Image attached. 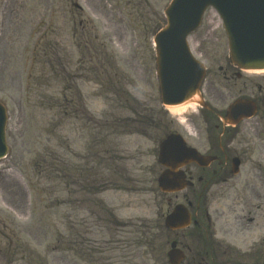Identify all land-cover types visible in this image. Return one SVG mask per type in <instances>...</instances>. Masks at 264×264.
I'll use <instances>...</instances> for the list:
<instances>
[{"label": "rangeland", "instance_id": "1", "mask_svg": "<svg viewBox=\"0 0 264 264\" xmlns=\"http://www.w3.org/2000/svg\"><path fill=\"white\" fill-rule=\"evenodd\" d=\"M171 1L0 0V102L8 144L0 160V264H167L163 215L182 201L157 187L163 133L130 134L123 122L139 111L149 117L161 111L187 131H206L189 118L191 107L163 110L148 83L155 54L148 51L153 32L143 37L145 25L161 29ZM101 36L115 56L104 54ZM188 43L208 70L205 87L218 91L209 105L224 112L233 81L215 77L229 61L213 9ZM91 64L92 75L80 86L90 102L82 107L99 126L76 112L78 93L72 96L70 82H62V75L70 81L68 73ZM246 75L264 81V73ZM249 131L264 135V118ZM250 159L260 160L256 151Z\"/></svg>", "mask_w": 264, "mask_h": 264}, {"label": "flooded vegetation", "instance_id": "2", "mask_svg": "<svg viewBox=\"0 0 264 264\" xmlns=\"http://www.w3.org/2000/svg\"><path fill=\"white\" fill-rule=\"evenodd\" d=\"M145 29L143 37L146 38L152 30ZM88 53L89 48L85 49L83 57ZM227 68L229 70L222 72L224 81L241 80L243 75L237 74L233 66ZM78 70L69 75L75 86L82 81L77 79L85 76ZM230 86L238 88L234 99L251 100L256 105V115L242 122L244 129L238 128L241 123L236 127H223L220 110L212 107L208 111L197 109L196 114L189 115L202 121L207 126L206 131H178L174 121L166 131L180 134L187 146L203 155L206 159L202 162L207 163L201 166L192 162L183 166L191 186L178 194L194 223L171 234L187 252L182 264H264V190L262 192L261 188L264 135L260 131H249L256 128L258 119L264 118V82L243 79L242 83L233 82ZM217 95L214 85L202 90L203 98L209 102H216ZM254 151L259 161L250 159ZM202 247L204 250H197Z\"/></svg>", "mask_w": 264, "mask_h": 264}, {"label": "water", "instance_id": "3", "mask_svg": "<svg viewBox=\"0 0 264 264\" xmlns=\"http://www.w3.org/2000/svg\"><path fill=\"white\" fill-rule=\"evenodd\" d=\"M207 6H212L221 16L231 62L241 69H264V0H173L164 12L167 25L154 37L157 75L164 104L190 100L196 93L199 94L204 67L191 56L186 37L198 27ZM248 110H245L243 101H236L229 114L237 118L254 114L253 108ZM6 122V110L0 104V159L8 151ZM175 139L181 148L170 146V140L163 141L158 154L159 163L168 167L169 157L181 160L185 153L191 160H199L192 151H187L182 139ZM174 168L166 170L158 179L161 191L179 186V182H172L169 178L176 173ZM188 221L184 208L176 206L165 218V225L176 229L186 226ZM168 256L173 264L183 257L176 250L168 253Z\"/></svg>", "mask_w": 264, "mask_h": 264}, {"label": "bare ground", "instance_id": "4", "mask_svg": "<svg viewBox=\"0 0 264 264\" xmlns=\"http://www.w3.org/2000/svg\"><path fill=\"white\" fill-rule=\"evenodd\" d=\"M253 73H258V72H253ZM187 105H188V104H187ZM189 105H190V107H192L193 104H190V103H189ZM185 108H186V107L183 106V105H182V106H178V105H177V106H170V107H169V109H170L171 111L175 112V113H181V112H183V111L185 110Z\"/></svg>", "mask_w": 264, "mask_h": 264}]
</instances>
